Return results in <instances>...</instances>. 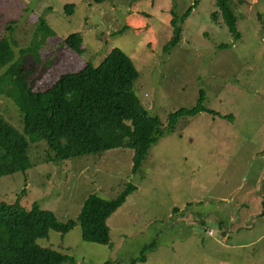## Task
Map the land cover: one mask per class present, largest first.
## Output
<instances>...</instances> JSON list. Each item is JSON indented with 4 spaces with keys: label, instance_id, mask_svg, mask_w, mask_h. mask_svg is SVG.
I'll use <instances>...</instances> for the list:
<instances>
[{
    "label": "rangeland",
    "instance_id": "obj_1",
    "mask_svg": "<svg viewBox=\"0 0 264 264\" xmlns=\"http://www.w3.org/2000/svg\"><path fill=\"white\" fill-rule=\"evenodd\" d=\"M193 1L0 0V37L12 39L14 60L33 90L86 62L97 65L119 46L139 71L134 92L163 127L170 112L195 105L200 90L215 112L180 116L137 173H131L132 149L56 160L42 138L26 135L30 167L0 177V200L36 202L65 220L89 193L112 198L128 182L137 186L107 219L109 244L83 241L79 223L36 240L74 264H126L151 241L147 260L138 264H264V0H229L238 38L215 0H196L178 43L165 51L171 8L180 15ZM38 15L56 33L35 54L20 56L21 47L41 37ZM73 31L82 38L80 54L64 42ZM0 114L22 131L14 101L1 94Z\"/></svg>",
    "mask_w": 264,
    "mask_h": 264
},
{
    "label": "trees",
    "instance_id": "obj_2",
    "mask_svg": "<svg viewBox=\"0 0 264 264\" xmlns=\"http://www.w3.org/2000/svg\"><path fill=\"white\" fill-rule=\"evenodd\" d=\"M102 2L104 0H93ZM218 12L234 38L240 36L237 16L229 0H215ZM197 1H193L178 15L171 8V38L165 43L168 51L178 43L182 23ZM71 10L72 3H66ZM212 14H214L212 12ZM32 46L21 47L20 56L34 53L48 35L56 31L42 15H38ZM79 31L70 32L64 42L80 54L83 51ZM218 46H224L219 43ZM20 60H14L12 39L0 37V94L11 98L20 113L21 129L0 114V177L15 172L24 173L30 162L27 157V134L33 139H43L56 160L83 155L100 154L109 149L123 147L133 150L131 173H137L146 159L148 149L165 132L172 131L182 115H194L201 111L215 113L204 105L203 90L191 107H180L168 114L162 126L159 115H152L134 92V81L139 71L132 59L119 46L110 51L97 65L84 63L76 71L62 73L49 87L33 90L22 75ZM137 186L128 182L114 197L104 198L89 193L81 202L74 217L60 220L54 210L39 206L29 207L0 200V264H59L73 257L37 243L48 235L50 229L62 233L79 223L81 239L90 243H110L108 217L120 207ZM23 191V189L21 190ZM264 208V201L262 202ZM155 245L146 244L139 256L126 264H138L147 260V251ZM101 264H122L105 261Z\"/></svg>",
    "mask_w": 264,
    "mask_h": 264
},
{
    "label": "built area",
    "instance_id": "obj_3",
    "mask_svg": "<svg viewBox=\"0 0 264 264\" xmlns=\"http://www.w3.org/2000/svg\"><path fill=\"white\" fill-rule=\"evenodd\" d=\"M210 232H211V230H210Z\"/></svg>",
    "mask_w": 264,
    "mask_h": 264
}]
</instances>
